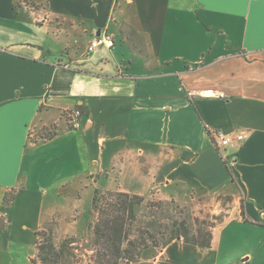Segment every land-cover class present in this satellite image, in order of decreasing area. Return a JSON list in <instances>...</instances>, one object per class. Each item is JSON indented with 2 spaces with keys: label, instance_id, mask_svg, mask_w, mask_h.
Listing matches in <instances>:
<instances>
[{
  "label": "crops",
  "instance_id": "0c3cea01",
  "mask_svg": "<svg viewBox=\"0 0 264 264\" xmlns=\"http://www.w3.org/2000/svg\"><path fill=\"white\" fill-rule=\"evenodd\" d=\"M96 191L238 205L210 249L141 264H264V0H0V264H31L53 217L84 232Z\"/></svg>",
  "mask_w": 264,
  "mask_h": 264
},
{
  "label": "trees",
  "instance_id": "16d2710c",
  "mask_svg": "<svg viewBox=\"0 0 264 264\" xmlns=\"http://www.w3.org/2000/svg\"><path fill=\"white\" fill-rule=\"evenodd\" d=\"M164 205L163 201H147L138 195L96 191L92 201L96 221L90 227V236L66 237L57 244L51 233L41 229L36 233V254L31 264H78L85 257L86 264H137L146 250L176 240L203 250L212 247L217 238L212 229L216 226L196 229L188 219L172 218L157 230L151 219H140L143 206L154 215Z\"/></svg>",
  "mask_w": 264,
  "mask_h": 264
},
{
  "label": "rangeland",
  "instance_id": "374dc122",
  "mask_svg": "<svg viewBox=\"0 0 264 264\" xmlns=\"http://www.w3.org/2000/svg\"><path fill=\"white\" fill-rule=\"evenodd\" d=\"M118 45H120V43H118ZM100 50L102 51V54H105V50L103 48ZM40 135L43 136L47 134L43 132ZM107 192H111V191H107ZM107 192H102V193H107ZM229 198H231V200ZM146 199L147 201L153 200V201L165 202L162 211H156L154 215H152V211L146 206H143L140 212L141 213L140 219L144 221L151 219L153 223H156L154 228H156L157 230L159 229V225L160 226L167 225V223L172 218H182V219H188L189 222L192 224V227L196 229L202 228L206 230V228L210 226H216V228L212 229V231L213 233L218 234L219 229L227 221L235 217L233 212L235 211V209L238 208V205L234 202L233 198L230 196L207 197L204 199L195 200L191 204H181L175 201L172 202V201L161 200L156 197H148ZM177 206L178 208H176ZM80 207L84 211L87 208L88 212L85 214L86 217L82 218V223L84 224V228L82 230H84V232H81L78 236L65 234V231L73 225L72 221L78 220V214L74 218L75 220L73 219L71 221L65 220L61 218V216L53 217L42 227V230H46L47 232L51 233L57 244H59L66 237L88 238V236H90L91 233L90 227L96 221V213L91 207L90 203L87 204L85 202H82L80 204ZM81 209L78 208V210ZM78 221H81V218ZM164 246H162V248ZM151 249H156V248H151ZM86 259L87 258L85 257L83 262L80 263L81 261H79L78 264H86L87 262ZM150 263L154 264L152 262ZM137 264H141V260ZM144 264H149V263H144Z\"/></svg>",
  "mask_w": 264,
  "mask_h": 264
},
{
  "label": "built area",
  "instance_id": "2783aa9c",
  "mask_svg": "<svg viewBox=\"0 0 264 264\" xmlns=\"http://www.w3.org/2000/svg\"><path fill=\"white\" fill-rule=\"evenodd\" d=\"M100 46H106L111 49L115 46L114 38L108 33L100 34L96 36L89 45L88 53L91 54L95 50H97ZM201 96L206 98H225V95L222 92L214 91V90H206L201 93ZM81 115L79 110L73 111L68 114L69 125L73 129H77L79 127L78 118ZM209 134L212 137L214 144L219 150H223L229 147H233L236 144L243 142L245 139V134L240 133L237 135L226 134L222 131L209 130Z\"/></svg>",
  "mask_w": 264,
  "mask_h": 264
}]
</instances>
